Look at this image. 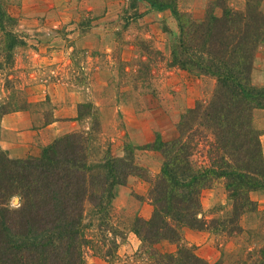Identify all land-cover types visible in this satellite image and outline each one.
I'll return each instance as SVG.
<instances>
[{
	"label": "rangeland",
	"instance_id": "rangeland-1",
	"mask_svg": "<svg viewBox=\"0 0 264 264\" xmlns=\"http://www.w3.org/2000/svg\"><path fill=\"white\" fill-rule=\"evenodd\" d=\"M221 2L178 0V7L202 21L208 11L221 16ZM226 3L244 10L247 0ZM0 5L14 19L0 21V155L39 158L46 147L77 133L88 146L90 164L131 154L141 169L114 187L103 209L86 204V264H169L166 254L177 253L181 245L211 264L260 262L264 187L251 192L255 205L237 211L225 180H218L203 190L200 216L219 222L203 230L184 226L178 242L149 245L134 230L137 218L150 219L154 213L149 194L164 157L152 144L158 137L178 138L182 116L198 102L209 101L217 88L215 76L176 63L181 32L172 10L149 0H0ZM260 9L264 13V0ZM251 78L264 87V44L256 52ZM253 126L264 155V108L254 110ZM99 170L110 174L108 167L94 168ZM7 187L0 203L9 212H0V229L8 233L2 222H19L31 208L25 210L22 193L27 183L17 179ZM14 194L21 196L22 206L10 211ZM17 229L7 244L32 243L30 236L39 233L30 231L28 237ZM62 232L46 231L50 236L41 239L59 244ZM113 240L116 248L110 247ZM111 249L116 255H108Z\"/></svg>",
	"mask_w": 264,
	"mask_h": 264
},
{
	"label": "trees",
	"instance_id": "trees-1",
	"mask_svg": "<svg viewBox=\"0 0 264 264\" xmlns=\"http://www.w3.org/2000/svg\"><path fill=\"white\" fill-rule=\"evenodd\" d=\"M149 2L172 10L178 19L181 36L176 63L217 78L212 98L198 102L182 116L180 136L170 141L158 137L152 144L164 157L149 194L154 213L150 219L137 218L134 227L151 245L165 239L178 242L184 226L203 230L218 223L200 216L202 192L218 180H225L237 211L255 205L250 194L264 187L262 142L253 126L254 110L264 108V87L254 85L251 78L256 52L264 44V13L260 0H247L244 10L222 0L221 16L208 11L204 20L195 21L180 11L178 0ZM4 19L14 20L0 5V21ZM130 155L105 157L106 164L102 165L103 160L92 165L88 146L77 133L46 147L39 158L10 160L0 155V198L10 188L7 185L18 179L27 183L22 193L25 210L31 208L19 222L11 218L2 222L11 233L0 229V264H86L84 248L89 241L82 236L86 204L100 210L110 204L114 187L140 169ZM103 166L110 174L94 171ZM1 211L9 212L0 203ZM62 217L65 222L59 223ZM16 227L28 237L30 231L40 234L30 236L32 243L7 244ZM58 229L65 230L62 243L41 239L49 235L46 231ZM112 243L110 247L118 246L116 240ZM110 251L108 255L115 254L114 249ZM258 252L260 262L255 264H264V247ZM165 258L169 264H211L184 245Z\"/></svg>",
	"mask_w": 264,
	"mask_h": 264
},
{
	"label": "clouds",
	"instance_id": "clouds-1",
	"mask_svg": "<svg viewBox=\"0 0 264 264\" xmlns=\"http://www.w3.org/2000/svg\"><path fill=\"white\" fill-rule=\"evenodd\" d=\"M22 206V199L19 194H14L9 200V209L18 210Z\"/></svg>",
	"mask_w": 264,
	"mask_h": 264
}]
</instances>
